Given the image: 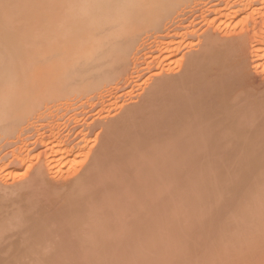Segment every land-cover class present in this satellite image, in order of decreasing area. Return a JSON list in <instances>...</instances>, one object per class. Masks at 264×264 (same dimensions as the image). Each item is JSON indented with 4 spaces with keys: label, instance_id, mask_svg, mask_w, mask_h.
I'll list each match as a JSON object with an SVG mask.
<instances>
[{
    "label": "rangeland",
    "instance_id": "rangeland-1",
    "mask_svg": "<svg viewBox=\"0 0 264 264\" xmlns=\"http://www.w3.org/2000/svg\"><path fill=\"white\" fill-rule=\"evenodd\" d=\"M106 1L0 0V264H264V0Z\"/></svg>",
    "mask_w": 264,
    "mask_h": 264
},
{
    "label": "bare ground",
    "instance_id": "bare-ground-1",
    "mask_svg": "<svg viewBox=\"0 0 264 264\" xmlns=\"http://www.w3.org/2000/svg\"><path fill=\"white\" fill-rule=\"evenodd\" d=\"M116 1H118L119 3H120V5H114L115 3H117V4H119L118 2H116ZM154 1L155 0H114V3H112L110 0L109 1H106V2H103V3H101V4H98V5H96L95 6V8H97V9H99V10H102V11H104V12H109L110 10H115V11H118L119 12V10H120V12H119V15H117V16H114V18H115V20L114 21H116L117 23H114L115 24V28L116 27H118V28H121V29H124V30H122V34L124 33V34H127V33H129L131 30H133V29H135V28H137V21L138 20H140V19H142V15L144 16V14L147 12V13H150V14H154V13H152L153 12V9H154ZM246 1V0H245ZM256 1V0H255ZM249 3V2H248ZM248 3H246V4H248ZM256 3V2H255ZM258 3V2H257ZM245 4V3H244ZM243 4V6H245ZM250 4H251V2H250ZM249 5V4H248ZM248 5L246 6V8H248ZM120 6V7H119ZM150 7V8H149ZM249 7H250V5H249ZM251 10V9H250ZM241 11V10H240ZM242 12V11H241ZM246 12V11H245ZM241 14V13H240ZM149 16H151V15H146L145 14V18H146V20H147V17H149ZM112 19V18H111ZM229 19V18H228ZM141 21V20H140ZM148 21H150L149 20V18H148ZM256 27V26H255ZM131 29V30H130ZM253 29H255V28H253ZM258 32V31H257ZM263 32V31H262ZM256 33V32H255ZM259 33H261V32H259ZM116 34H114L113 33V35H111V36H108L109 38V42H111L112 40H114L115 38H116V36H115ZM80 36V35H79ZM78 36V37H79ZM259 36V35H258ZM264 36V35H263ZM262 39V38H261ZM86 40H84V42H82V44L84 43V45H86L85 46V50L84 51H87V53L86 54H91V55H93L92 53H94L93 51H91L92 49H95V48H97V49H101L102 48V46H103V43L101 42V43H90V42H85ZM116 42H118L117 40H116ZM127 42H129V41H127ZM214 42V41H213ZM261 42H263V41H261ZM209 44H210V42H208ZM212 43V42H211ZM215 43H216V40H215ZM215 43H213V44H215ZM113 44H115V45H113ZM120 45V46H119ZM169 45V44H168ZM122 45L121 44H119V43H115V42H113L112 43V45H111V47H110V50H109V48H108V51H112V52H114L115 50H117V49H120V52H119V58L120 59H123V57H122V55H123V53H122V48H125L124 46H125V44L122 46V48H120ZM167 46V45H166ZM165 45H164V47H166ZM207 46V45H206ZM82 47H84V46H82ZM81 47V48H82ZM208 47V46H207ZM213 47V46H212ZM160 48V47H159ZM160 49H162V48H160ZM167 49H169V47L167 46V48L165 49V53L167 52ZM206 49H210V47L209 48H206ZM159 50V49H158ZM171 50V49H170ZM163 52V53H164ZM82 53V52H81ZM84 53V52H83ZM80 54V53H79ZM90 55V56H91ZM151 55V54H150ZM162 55V54H161ZM82 56V55H81ZM80 56V57H81ZM97 56V55H96ZM96 56L94 57V59H95V62L97 61V59H101V57H100V55L99 56H97L98 58H96ZM152 56V55H151ZM150 56V57H151ZM84 57V56H83ZM86 58V57H85ZM89 58V57H88ZM92 58H93V56H92ZM152 58H154L153 56H152ZM90 60H91V57L89 58ZM88 59V60H89ZM193 59V58H192ZM195 59V58H194ZM261 59H264V57L263 58H261ZM89 60V61H90ZM151 60H154V59H151ZM191 60V59H190ZM69 62V61H68ZM81 62V61H80ZM83 62V64H84V61H82ZM70 63V62H69ZM69 63H67L66 64V66L65 65H63V67L61 66V67H58L57 69H58V71H59V79H60V81H58V83H61L62 82V80H61V78L63 77V76H65V75H67V74H69L70 75V73H73V72H75V68L74 67H72L73 69H74V71L73 70H71L72 68L71 67H69V68H67L70 64ZM77 63V62H76ZM86 63V62H85ZM89 64H90V62H88ZM92 63H94V60H93V62H92V60H91V64ZM186 63H188V62H186ZM69 64V65H68ZM78 64V63H77ZM87 64V63H86ZM89 64H87V65H89ZM90 64V65H91ZM80 66H79V68L81 67V65H82V63H80L79 64ZM93 65V64H92ZM71 66V65H70ZM84 66H85V64H84ZM86 67H88V66H86ZM97 67V66H96ZM185 68V67H184ZM183 68V69H184ZM194 68V67H193ZM92 69H94V67L92 68ZM189 69V68H188ZM188 69H184V70H188ZM70 70H71V72H70ZM77 71V70H76ZM92 71L93 70H91V73H92ZM78 72V71H77ZM192 72V71H191ZM190 72V73H191ZM79 73V72H78ZM77 73V74H78ZM186 73V72H185ZM169 75V74H168ZM71 76V75H70ZM23 78V77H22ZM168 77H166V79H167ZM170 78V77H169ZM163 79V78H162ZM160 80V79H159ZM184 80H186V78L184 79ZM158 81V80H157ZM175 81V80H174ZM177 81V80H176ZM175 81V82H176ZM172 82H173V80H172ZM178 82V81H177ZM182 82H183V80H182ZM186 82H188V80H186ZM185 81H184V83H186ZM63 83V82H62ZM171 83V82H170ZM174 83V82H173ZM173 83L171 84V85H173ZM179 83V82H178ZM180 83H181V80H180ZM35 84V83H34ZM34 84H32L31 83V85L27 82V81H25V86L23 85V81H20V84H19V91L22 93L23 91H24V88H25V90H27L28 92H30V91H33L34 92V90L36 89H38V84H36L37 86H35ZM175 84V83H174ZM170 85V84H169ZM177 86L176 87H178V85H180V84H176ZM183 85H185V84H183ZM45 86V88H48V86L46 87V85H44ZM39 88H40V86H39ZM169 88V87H168ZM181 88V87H180ZM41 89V88H40ZM172 89H174L173 87H172ZM179 89V88H178ZM42 90V89H41ZM44 90V89H43ZM33 92H30V93H32V96L35 94H33ZM36 92V91H35ZM44 92V91H43ZM28 96V95H27ZM37 95H35V97H36ZM173 96V95H172ZM171 96V97H172ZM170 97V98H171ZM22 98V97H21ZM38 98H40L39 96H38ZM169 98V99H170ZM174 99V98H173ZM184 99V98H183ZM179 100V99H178ZM37 101V100H36ZM166 101V100H165ZM170 101V100H169ZM176 101V100H175ZM3 104H4V102L3 101H1ZM2 103H0V109H5L6 107V104H5V106L2 104ZM166 106V105H165ZM6 110H7V108H6ZM10 110V109H9ZM30 110V109H29ZM28 110V111H29ZM8 111V110H7ZM1 112H3V111H1ZM10 111H8V113H9ZM4 113H6V112H4ZM42 142V141H41ZM55 148V147H54ZM57 148H58V146H57ZM59 148H60V145H59ZM53 150V149H52ZM51 150V151H52ZM56 151H57V149H56ZM55 150H54V152H56ZM53 152V151H52ZM50 154V153H49ZM48 154V155H49ZM51 155V154H50ZM69 155H70V153H69ZM58 156V155H57ZM55 158V157H54ZM66 158V157H65ZM27 160V159H26ZM61 160V159H60ZM50 161V160H49ZM70 161V160H69ZM54 162V161H53ZM52 162V163H53ZM55 162H57V161H55ZM54 162V163H55ZM59 162V161H58ZM63 162V161H62ZM61 162V163H62ZM24 163V162H23ZM50 164H51V162H49ZM48 163V164H49ZM54 163L53 164H51V165H54ZM67 163V162H66ZM12 165V164H11ZM14 165V164H13ZM63 165V164H62ZM16 166V165H15ZM17 167V166H16ZM41 171V170H40ZM39 171V172H40ZM39 174H42V173H39Z\"/></svg>",
    "mask_w": 264,
    "mask_h": 264
}]
</instances>
